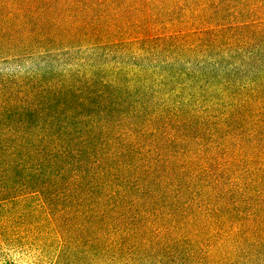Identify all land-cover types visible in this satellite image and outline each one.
<instances>
[{"label": "trees", "instance_id": "obj_1", "mask_svg": "<svg viewBox=\"0 0 264 264\" xmlns=\"http://www.w3.org/2000/svg\"><path fill=\"white\" fill-rule=\"evenodd\" d=\"M0 263L264 264V0H0Z\"/></svg>", "mask_w": 264, "mask_h": 264}, {"label": "rangeland", "instance_id": "obj_2", "mask_svg": "<svg viewBox=\"0 0 264 264\" xmlns=\"http://www.w3.org/2000/svg\"><path fill=\"white\" fill-rule=\"evenodd\" d=\"M0 264H2V263H0ZM3 264H5V263H3Z\"/></svg>", "mask_w": 264, "mask_h": 264}]
</instances>
